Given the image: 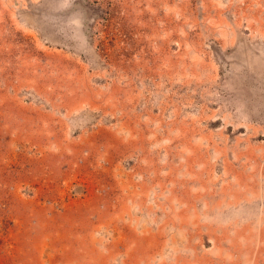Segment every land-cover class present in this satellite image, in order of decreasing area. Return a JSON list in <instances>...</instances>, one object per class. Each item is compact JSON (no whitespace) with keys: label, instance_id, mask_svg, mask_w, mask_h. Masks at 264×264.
I'll return each mask as SVG.
<instances>
[{"label":"rangeland","instance_id":"1","mask_svg":"<svg viewBox=\"0 0 264 264\" xmlns=\"http://www.w3.org/2000/svg\"><path fill=\"white\" fill-rule=\"evenodd\" d=\"M0 264H264V0H0Z\"/></svg>","mask_w":264,"mask_h":264}]
</instances>
